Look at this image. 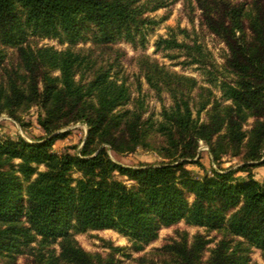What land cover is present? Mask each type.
<instances>
[{
    "label": "trees",
    "instance_id": "1",
    "mask_svg": "<svg viewBox=\"0 0 264 264\" xmlns=\"http://www.w3.org/2000/svg\"><path fill=\"white\" fill-rule=\"evenodd\" d=\"M194 1L201 24L226 47L223 67L231 78L219 81L216 98L194 77L141 57L146 83L171 98L154 119L145 117L140 97L124 107L130 100L125 81L89 53L33 47L28 38L72 46L89 39L109 49L143 37L145 24L153 22L146 13L164 0H0V115L26 129L22 115L35 107L42 130L31 142L0 134V257L23 254L24 264H250V248L257 247L264 258V178L253 172L264 165V0ZM155 46L182 51L187 64H212L197 41L160 37ZM6 47L15 49V61H7ZM76 123L87 127L80 149L54 151V142ZM201 144L213 163L231 156L240 165L209 172L198 155ZM108 149L118 155L154 151L160 159L128 167ZM38 165L44 169L37 171ZM239 171L245 178L236 177ZM180 220L221 235L205 260L208 240L199 233L189 240L183 232L156 248L164 257L158 262L142 256L124 263L117 248L90 252L75 238L77 231L110 228L142 250L160 226Z\"/></svg>",
    "mask_w": 264,
    "mask_h": 264
},
{
    "label": "rangeland",
    "instance_id": "2",
    "mask_svg": "<svg viewBox=\"0 0 264 264\" xmlns=\"http://www.w3.org/2000/svg\"><path fill=\"white\" fill-rule=\"evenodd\" d=\"M165 6L157 8L154 11L147 12L146 17L152 20L151 23H146L143 28V37L136 36L134 42L120 40L112 45L111 48H100L92 45L88 39L78 42L75 45H70L66 41H61L58 38H48L39 36H30L28 42L33 47L52 46L58 50L72 47L74 50H81L89 53L100 65L106 68H111V73L117 76L119 80L125 81L130 91V100L124 107H131L132 101L136 97L144 100L146 107L145 117L152 115L154 119L159 118L162 106L171 104V98L166 91L160 93L155 92L146 83L144 77L139 70V59L141 57H149L157 60L160 64L165 65L168 69L177 71L181 74L194 77L198 84L207 87L216 98L220 97L218 88L219 81L229 80L231 76L224 69V57L226 54L225 45L212 33H210L200 21V11L198 10L194 0H164ZM233 2H243L247 0H231ZM175 37L179 42L185 41L192 44L194 41L201 43L206 51L208 61L211 65H201L199 63L187 64V57L182 51L176 49H157L155 43L160 38ZM7 61H15V49L6 47ZM90 74H88L89 76ZM198 88L193 91L192 95L197 98ZM205 92H203L204 94ZM23 120L29 124L26 129L18 122L10 118L6 113L0 115V134L7 135L12 138L20 136L27 141H33L34 138L41 135L42 130L39 128L36 117L37 109L32 107L29 111L22 115ZM202 114V118H203ZM253 119H248L244 128L249 129ZM69 134L54 142L53 150L56 152L69 151L71 153L78 151L82 145V140L86 135L87 127L84 123H76L68 126ZM64 130V129H62ZM108 154L115 162L128 166L136 167L141 163H154L159 161V156L154 151H144L138 149L134 153L127 155H118L108 149ZM201 163L210 172L211 168L216 170L234 169L240 165L237 157L225 156L220 163H213L209 154L208 147L201 144L198 149ZM197 155V156H198ZM264 159V151L262 158ZM18 162V160H15ZM194 175L201 176L202 168L196 164H188ZM43 165L37 166V171L43 170ZM254 177L261 181L264 178V165H257L253 168ZM245 172H237L236 177L245 178ZM35 174L32 176L34 177ZM77 173H70V178L75 179ZM243 176V177H242ZM117 178L124 180L127 185H131L130 181L117 174ZM26 185V182L24 183ZM191 201V197H189ZM187 232L189 240L195 234H202L208 243L204 247L202 258L205 260L210 249L221 238L217 231H208L203 226L189 225L184 220H180L171 225H162L158 229L157 236L147 243L142 250L135 248L128 241L127 236L115 229H86L77 231L75 238L79 244L87 251L100 252L103 255L111 251V247L117 248L114 250L116 258L124 263L135 261L139 257L145 256L148 260L152 258L154 261L163 259V255L155 252L156 248L161 247L173 239H178L180 234ZM33 244V243H32ZM34 245V244H33ZM32 245V246H33ZM55 249L57 244H53ZM28 249V248H25ZM25 255L19 254L15 259L0 257V264H24ZM250 264H264V258L261 249L251 247L249 251Z\"/></svg>",
    "mask_w": 264,
    "mask_h": 264
},
{
    "label": "crops",
    "instance_id": "3",
    "mask_svg": "<svg viewBox=\"0 0 264 264\" xmlns=\"http://www.w3.org/2000/svg\"><path fill=\"white\" fill-rule=\"evenodd\" d=\"M243 177V176H242Z\"/></svg>",
    "mask_w": 264,
    "mask_h": 264
}]
</instances>
